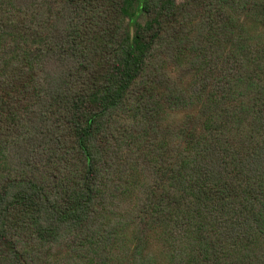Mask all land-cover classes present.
Instances as JSON below:
<instances>
[{"label": "trees", "instance_id": "trees-1", "mask_svg": "<svg viewBox=\"0 0 264 264\" xmlns=\"http://www.w3.org/2000/svg\"><path fill=\"white\" fill-rule=\"evenodd\" d=\"M0 264H264V0H0Z\"/></svg>", "mask_w": 264, "mask_h": 264}, {"label": "rangeland", "instance_id": "rangeland-1", "mask_svg": "<svg viewBox=\"0 0 264 264\" xmlns=\"http://www.w3.org/2000/svg\"><path fill=\"white\" fill-rule=\"evenodd\" d=\"M179 1H183V0H179Z\"/></svg>", "mask_w": 264, "mask_h": 264}]
</instances>
